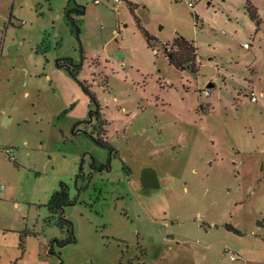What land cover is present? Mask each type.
I'll return each instance as SVG.
<instances>
[{"label":"rangeland","instance_id":"rangeland-1","mask_svg":"<svg viewBox=\"0 0 264 264\" xmlns=\"http://www.w3.org/2000/svg\"><path fill=\"white\" fill-rule=\"evenodd\" d=\"M0 264H264V0H0Z\"/></svg>","mask_w":264,"mask_h":264},{"label":"trees","instance_id":"trees-1","mask_svg":"<svg viewBox=\"0 0 264 264\" xmlns=\"http://www.w3.org/2000/svg\"><path fill=\"white\" fill-rule=\"evenodd\" d=\"M130 11L132 12L134 10V5L129 6ZM78 15L83 16L85 13L84 8H77L75 9ZM247 12L250 15V19L255 22L256 26L258 27L261 20L258 17L255 9L251 6H248ZM67 16L69 18V13H67ZM195 19L197 20L198 17L194 15ZM72 23L75 24V21L72 20ZM137 27L142 31V33L147 37V40H149V36L146 31L143 30V28L140 26L139 22L137 21ZM168 46V45H167ZM164 55L168 61V63L172 66H174L176 69L183 70V69H191L192 71L197 70V54H196V48L194 45L186 40L185 38L178 36L176 37L169 45L168 49H164ZM65 63H67L65 61ZM59 65V63H58ZM66 70L70 73V75L75 79H77V76L79 74L80 65H73L70 63V66H66ZM79 85L90 97V105L94 106V109H90L88 113V118L91 119L92 117L95 118V124L92 126V131L89 133V136L97 146L106 148L109 151L110 156H117V150L104 138H106L107 130L106 126L108 125V122L103 119L101 113H100V107L97 104L95 97L93 93L89 91V89L86 87L85 83H81L79 81ZM84 122V121H83ZM110 161V160H109ZM71 202L68 199V194L66 187L64 185H60V190L56 191L50 198L48 202V209L52 213H57L60 211L61 206L69 205ZM58 221L59 226L62 228L64 224H68V222L60 216ZM70 227V224H69Z\"/></svg>","mask_w":264,"mask_h":264},{"label":"flooded vegetation","instance_id":"flooded-vegetation-1","mask_svg":"<svg viewBox=\"0 0 264 264\" xmlns=\"http://www.w3.org/2000/svg\"><path fill=\"white\" fill-rule=\"evenodd\" d=\"M91 121H92V118L87 120V122H91ZM108 162H109V160L106 163H108ZM145 178H146L145 185L142 184L144 187H147L148 185H151L155 182V178L151 175H147V176L145 175Z\"/></svg>","mask_w":264,"mask_h":264},{"label":"water","instance_id":"water-1","mask_svg":"<svg viewBox=\"0 0 264 264\" xmlns=\"http://www.w3.org/2000/svg\"><path fill=\"white\" fill-rule=\"evenodd\" d=\"M117 56L119 57L120 54H117ZM142 173H143V177H142V179H141V182H142V184H144V185H145V182H146L145 175H146V176H147V175H151V176L155 177V173H154L153 171H151V170H144Z\"/></svg>","mask_w":264,"mask_h":264},{"label":"built area","instance_id":"built-area-1","mask_svg":"<svg viewBox=\"0 0 264 264\" xmlns=\"http://www.w3.org/2000/svg\"><path fill=\"white\" fill-rule=\"evenodd\" d=\"M114 1L120 3V2H122V1H126V0H114ZM176 1H178V2H182L183 0H176ZM186 3H187V5H188L189 7H191V8L194 7V5H193L192 2H186ZM251 101H252V102H256V98H255V97H251Z\"/></svg>","mask_w":264,"mask_h":264}]
</instances>
